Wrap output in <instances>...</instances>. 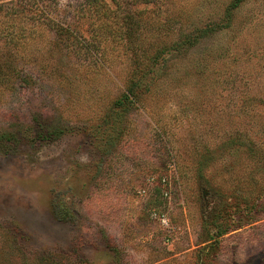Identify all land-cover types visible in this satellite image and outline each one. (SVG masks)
I'll use <instances>...</instances> for the list:
<instances>
[{
    "label": "rangeland",
    "instance_id": "374dc122",
    "mask_svg": "<svg viewBox=\"0 0 264 264\" xmlns=\"http://www.w3.org/2000/svg\"><path fill=\"white\" fill-rule=\"evenodd\" d=\"M81 1L56 14L90 38ZM109 1L138 30L93 52L0 12V136L24 140L0 151V264H264V0L181 49L229 0ZM155 50L153 91L115 109Z\"/></svg>",
    "mask_w": 264,
    "mask_h": 264
},
{
    "label": "trees",
    "instance_id": "16d2710c",
    "mask_svg": "<svg viewBox=\"0 0 264 264\" xmlns=\"http://www.w3.org/2000/svg\"><path fill=\"white\" fill-rule=\"evenodd\" d=\"M61 0H0V12L4 13L6 17H15L18 19L30 18L33 23L32 27L38 25H44L52 34L53 39L60 47H67L74 50L75 47L80 46L82 49H87L93 52L95 44L108 40L110 36L116 37L117 31L126 30L124 34L133 36V32L138 30L135 28L136 22L130 20V16H125V21H118L115 18L116 11L111 8L109 0H82L79 3L78 10L83 14L81 16L86 17V21L91 31V37H85L81 32L80 24L74 20L68 19L62 20L56 14V5ZM117 3L118 0H112ZM249 0H229L223 9V11L214 12L211 10L208 13V17L213 19V22L208 23L206 27L200 24L203 21L194 24L192 27L186 28L183 37L176 43V46L183 48L191 44H197L199 40L205 36H208L210 30L227 31L235 23L237 15L242 6ZM212 16V17H211ZM112 19H115L112 20ZM135 22V23H134ZM181 30L185 28L180 27ZM213 28V29H212ZM31 30V29H30ZM8 32L6 29L0 30V36L4 39V42H8ZM24 37V36H22ZM14 40V38L10 39ZM15 42V41H14ZM17 42V41H16ZM135 41H132L133 43ZM12 44H16L10 41ZM55 43V44H56ZM178 50V49H177ZM165 51L164 49L162 50ZM161 51V52H162ZM159 51L155 50V53L148 59L147 62L138 60L133 72L131 83L126 86L123 94L114 103V108H134L135 106L142 104V95L147 91H153L155 84V74L157 73V64L159 61ZM12 64L0 65V74L10 72L12 75L18 74V70L11 67ZM8 76V75H5ZM5 78V77H4ZM6 82V78L4 82ZM29 82V81H25ZM4 85H7L5 83ZM45 131V129H42ZM46 133V132H45ZM44 134V133H43ZM42 138L46 140L50 139V135H42ZM51 138L54 135L51 134ZM24 140L16 133H3L0 136V151L4 153H15L22 149Z\"/></svg>",
    "mask_w": 264,
    "mask_h": 264
}]
</instances>
